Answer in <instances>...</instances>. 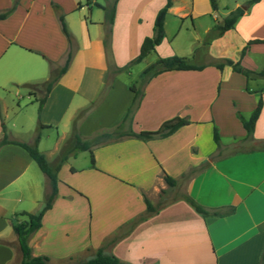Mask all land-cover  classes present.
Instances as JSON below:
<instances>
[{"label": "crops", "instance_id": "obj_1", "mask_svg": "<svg viewBox=\"0 0 264 264\" xmlns=\"http://www.w3.org/2000/svg\"><path fill=\"white\" fill-rule=\"evenodd\" d=\"M209 1L173 0L165 38L153 52L157 59L176 55L195 60L206 37L197 35L183 54L172 48L183 30L188 31L187 21L191 19L197 32L208 17L202 31L207 36L248 2L223 5L220 19L219 5L214 10ZM166 3L118 0L109 26L105 11L96 6H107V0H0V13L15 7L0 20V140L5 127L11 140L31 143L36 124H42V131L56 132L41 133L38 147L45 138L53 139V147L41 153L47 160L54 154L58 158L75 123L85 141L116 129L133 103V87L142 92L131 125L134 132L190 122L163 139L126 137L94 146V166L90 151H85L89 160L80 165L85 152L71 156L59 172L52 208L29 239L32 257L46 256L50 264H59L76 258L87 262L102 252L126 264H261L264 78L247 79L229 66L221 71L214 64L239 61L250 42L264 41V1L251 6L234 29L212 40L209 59L193 63L204 70L165 72L147 82L146 69L134 72L138 64L124 68L140 55L144 40L153 37L156 17ZM55 5L64 14L75 53L38 116L40 95L28 86L46 83L51 64L63 66L70 51ZM170 19L179 21L174 32L169 30ZM241 63L264 71V44L250 45ZM260 99L263 109L248 137L239 114L249 119ZM165 175L175 181L174 187ZM50 192L47 176L27 150L13 144L0 149V264L22 260L15 225L26 220L22 213L41 212ZM187 196L209 211L233 208L234 213L204 218ZM148 203L157 212L150 213Z\"/></svg>", "mask_w": 264, "mask_h": 264}, {"label": "trees", "instance_id": "obj_2", "mask_svg": "<svg viewBox=\"0 0 264 264\" xmlns=\"http://www.w3.org/2000/svg\"><path fill=\"white\" fill-rule=\"evenodd\" d=\"M264 0H248L245 7H239L236 10L232 11L228 17H226L222 22L217 23L214 28L212 29L210 35L205 40V45L210 43V39L213 40L216 37L223 36L227 31L232 30L235 28V25L237 24L238 20L246 13V11L253 6L256 3H259ZM118 0L114 1V4L111 6H102L100 4H97L96 6L100 9L105 11L106 16V23L107 25H113L114 18H115V9L116 4ZM212 7L214 10H218V4L216 0H211ZM173 5V0H167L166 6L158 13L155 21V27H154V35L153 37L146 38L142 44L140 55L133 60L129 66H127L124 69H128L134 65L140 64L144 59H146L151 53L156 51V48L160 46L165 38V22L166 18L169 12V9ZM55 10L57 11L59 15V20L62 25L63 32L65 36L68 39L69 45H70V51L67 56V60L65 64L61 67H57L56 64L52 63V72L50 79L42 85L43 87V94L42 97H40L37 101L39 102V113H41L44 104L55 87V85L58 83V81L61 79V77L68 71L70 64L73 60L75 49H74V39L72 34L69 32L64 14L61 12V8L59 6H54ZM15 7L11 8L10 10H7L6 12L0 13V20L6 19L13 11ZM109 34L107 33L105 38V46L107 49H109ZM208 40V41H207ZM209 42V43H206ZM252 44H264V41L256 40L252 41L248 44V46L242 51L241 54V60L246 55L248 48ZM241 60L239 61H233L231 59H222L219 60L214 64L215 67H217L219 70H223L225 67L229 66L232 68V70L237 73L241 74L247 79H259L264 78V71L256 72L249 70L242 66ZM205 69V66H197L193 64L188 58L180 57V56H173L169 58H159L156 63L151 65L149 68L146 69L144 75H145V81L149 82L153 78L157 77L158 75L165 73V72H173V71H202ZM122 71L117 70V72ZM31 87V86H28ZM33 87V86H32ZM132 91L135 93V98L133 100V103L131 107L128 110V113L126 114L123 122L113 131H106L101 134H98L97 136L93 137L91 140L84 141L80 134L78 133L76 123L74 126L72 137L69 139V141L63 146L61 153L57 160L54 163L48 162L46 157L40 152L39 150V142L41 133L40 130H43L46 128V126L39 124V129L34 137V140L31 143H23L11 140L6 132L5 127L4 129V136L0 140V149L6 145H18L24 148L28 151L30 156L33 158V160L37 163L41 171L47 176L51 192L48 195L46 199L45 206L43 210L37 214H30L27 212L22 213V216L26 217V220L20 224L15 225V232L18 235V240L20 244V249L22 252V261L20 264H50V259L46 256H40V257H32L31 256V250L29 248V239L31 235L41 226V220L44 215V213L52 208L53 202L55 201L57 195H58V175L62 168V166L65 164V162L70 158V156L77 155L80 152L90 151L91 153V161L92 165H95V159L93 155L92 148L97 145L110 143L114 141H118L120 139L131 137L135 138L144 142L154 140V139H163L166 137L171 136L176 131H178L180 128L189 125L190 122L188 120H179L171 125H168L164 127L163 129L155 132H147L143 131L140 133H136L132 130V122L134 113L139 108L142 98V92L140 90H137L136 88H132ZM263 109V100L260 99L256 109L252 113L249 119H246L243 115L239 114V118L247 131L248 137H251L254 133L256 123L261 115ZM215 142L219 145L220 143V135L218 130H215ZM165 181L170 187H174L176 185L175 181L165 175ZM185 200L195 209L197 213L202 215L204 218L208 217H224L227 215H230L234 213V209L230 208L225 211L222 210H216V211H209L205 207L198 204L195 200H193L191 197L187 196L185 197ZM158 208L153 207L150 203H148V211L150 213L157 212ZM79 264H126L119 260L115 256H107L104 255L102 252H99L97 256L94 259H91L84 263ZM261 264H264V253L262 256Z\"/></svg>", "mask_w": 264, "mask_h": 264}, {"label": "rangeland", "instance_id": "obj_3", "mask_svg": "<svg viewBox=\"0 0 264 264\" xmlns=\"http://www.w3.org/2000/svg\"><path fill=\"white\" fill-rule=\"evenodd\" d=\"M114 1L115 0H107V6H111L114 4ZM209 1V0H208ZM233 0H216L217 4L219 5V13H218V16L220 17V19L223 17V13L225 12V9H224V6L225 4L229 5L230 2H232ZM211 2V0L209 1V3ZM211 6H212V3H211ZM213 8V7H212ZM171 21L169 22V30L174 32V30L176 29L177 25L179 24V21H177L176 19H170ZM203 21V24H198V29H197V32H194L193 31V27H192V24H191V19H189L187 21V27H188V31H186L185 29L183 30V32L181 33L180 37L177 39V41L175 42V44L172 46V48H174L175 52L178 51V53H186L187 52V49H189V45L194 43V39L196 38L197 35L199 36H202V37H206V39L208 38V36L210 34H208L207 36L206 35H203L202 34V31L204 29V27L206 26V24L209 22V19L208 17H205L202 19ZM211 21H213V18H211ZM223 21V20H222ZM220 21V22H222ZM205 39V40H206ZM208 41V40H207ZM212 42V40L210 39V43ZM206 43H209V42H206ZM210 43L207 45H205V41L203 42V44L201 46H199V48L196 50V48L194 49V51L196 50L195 53H198L197 55V58L194 60L192 57L188 58L192 63H196V62H202L206 59H209V56H208V51H209V45ZM202 47V48H201ZM201 48V49H200ZM166 53H171V50L170 49H166ZM177 53V52H176ZM173 56H176V55H172V56H168V57H165V58H169V57H173ZM200 56V58H199ZM181 57V56H180ZM206 58V59H204ZM157 56L155 53H152L146 60H144L141 64H138L136 67H134V72L136 74L142 72L143 70L149 68L151 65H153L154 63L157 62ZM209 61V60H207ZM114 74V72H112ZM139 86H141V83H139ZM28 90L33 92V91H38L40 97H42V94H43V87L42 86H31V87H28ZM22 92H25V90H23ZM86 112H83V114H85ZM39 112H38V116H39ZM81 114V115H83ZM38 124H36V127H35V132L32 136V138H29V142L33 140V138L35 137L38 129H39V125L37 126ZM55 130L54 129H47L46 131H42L40 130V133H49V134H52L54 136L55 134ZM31 134H28L27 137H29ZM55 139V138H54ZM84 140V139H83ZM85 141V140H84ZM52 142H53V139H44L43 141V146L41 149H44V150H47V149H51L52 146ZM245 146V145H244ZM241 147V146H240ZM41 149L40 152H41ZM231 151H233V148L231 149ZM57 155L58 154H54L53 156H51L48 160V162H50L51 164L54 163L57 159ZM71 157V156H70ZM87 161L89 160V153L88 152H85L83 153V155H81L78 159V165H80L81 163H83L84 161ZM179 193L176 194L174 196V199L179 197ZM183 196V195H181ZM46 199V198H44ZM172 200V199H170ZM46 203V202H45ZM22 259V257H21ZM85 259H81V258H76V259H73L71 262H68V263H59V264H79V263H84L86 261H84ZM22 261V260H21ZM21 261L17 262L16 264H20Z\"/></svg>", "mask_w": 264, "mask_h": 264}]
</instances>
